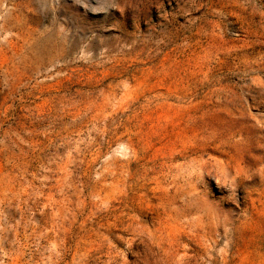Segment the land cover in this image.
<instances>
[{"label": "rangeland", "instance_id": "rangeland-1", "mask_svg": "<svg viewBox=\"0 0 264 264\" xmlns=\"http://www.w3.org/2000/svg\"><path fill=\"white\" fill-rule=\"evenodd\" d=\"M0 264H264V0H0Z\"/></svg>", "mask_w": 264, "mask_h": 264}]
</instances>
